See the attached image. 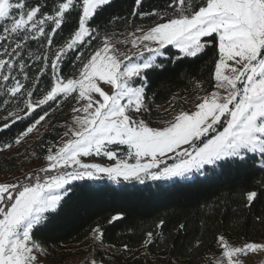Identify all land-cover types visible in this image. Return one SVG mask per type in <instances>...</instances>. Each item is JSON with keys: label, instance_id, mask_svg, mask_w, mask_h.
I'll return each mask as SVG.
<instances>
[{"label": "snow or ice", "instance_id": "snow-or-ice-1", "mask_svg": "<svg viewBox=\"0 0 264 264\" xmlns=\"http://www.w3.org/2000/svg\"><path fill=\"white\" fill-rule=\"evenodd\" d=\"M111 4L0 0V133L29 121L11 139L0 140V153L19 161L12 179H0V264H48L57 246L39 234L82 182L173 181L222 165H251L264 173V0H167L150 11L142 10L143 0H134L128 16L97 24ZM73 15L70 34L57 40ZM169 46L177 50L172 56ZM209 54L207 87L188 81L192 107L185 110L187 96L174 92L160 112L157 93L149 94L150 72L164 70V60L183 63ZM65 106L68 119L54 123ZM50 128L55 135L46 139ZM256 184L203 207L221 223L230 210L233 225L245 213L264 225V212L253 213L264 200V177ZM123 218L117 213L107 224ZM199 224L203 230L208 220ZM166 227L160 218L142 232L138 247H118L105 242L104 225L97 222L81 242L87 255L80 264H119L117 257L148 264L152 248L160 245V259L181 264L171 256L173 233H186L189 225L176 224L170 244ZM214 244L216 252L201 255L204 241L197 236L187 248L199 264H248L253 255L264 257V241L237 245L217 231Z\"/></svg>", "mask_w": 264, "mask_h": 264}, {"label": "trees", "instance_id": "trees-1", "mask_svg": "<svg viewBox=\"0 0 264 264\" xmlns=\"http://www.w3.org/2000/svg\"><path fill=\"white\" fill-rule=\"evenodd\" d=\"M34 3L35 0H28ZM167 3V0H143L142 10L150 11L154 8L161 9ZM134 5V0H112L110 6H106L96 18V23L100 25L107 24L113 16H128ZM77 17L73 15L68 21V27L56 38L60 40L66 38L76 21ZM139 23V20L136 21ZM111 30V29H110ZM117 30H123L119 27ZM177 50L169 46L168 55L172 56ZM166 67L164 70L150 72L149 75V94L157 93L155 102L160 105V112L167 107L166 100L174 92L186 95L187 99H192L191 85L188 83L191 79L203 81L207 87L209 70L211 68V54L200 60L186 59L183 63L175 64L164 60ZM65 74L70 73L71 69L66 62ZM188 103H185V108ZM155 111V109H154ZM68 109L65 106L64 112L55 114L54 123L60 124L68 117ZM35 115V114H34ZM166 117V116H165ZM163 117V118H165ZM161 117H154L160 119ZM28 120L18 122L11 129L0 133V140L11 139L18 134ZM57 131H62L57 129ZM55 133L49 129L46 139H52ZM32 147L36 148V142H32ZM19 161H13L12 156H3L0 158V172L14 171ZM264 177L258 168L251 165L246 167H234L231 165H222L218 168H206L203 174L196 173L191 178L176 179L173 181L148 182L145 184H114L111 181L103 180L96 183H83L82 186L72 190L58 214L52 216L47 226L39 234L40 239L47 244L56 245V249L50 252L49 263H64L66 259L76 255H87L83 250L82 241H84L88 230L95 223L99 222L105 228V242L116 244L118 247L122 243H128L133 248L139 246L142 239V232L150 228L155 221L160 218L166 220L165 244L173 242L169 233L179 222H185L189 225L186 233L176 235L173 233L175 249L171 256L173 259H179L181 264H199L198 256L188 252L187 245L194 238L199 236L204 245L200 249V254L206 252H216L214 244V234L217 231H224L232 241H264V225L254 223L251 213H245L244 218L238 225L232 223V213L229 212L220 217L212 212H208L203 207L206 203H211L216 196L229 193L240 188L258 187L256 181ZM123 213L124 218L116 221L112 225L107 224L110 216L117 213ZM264 212V200L255 204L254 214ZM201 218L208 220V226L203 230L200 228ZM211 218V219H209ZM132 228L133 231H129ZM63 244L66 247H60ZM81 250L77 251V248ZM165 245L152 248V257L148 264L163 263L166 261L160 259L165 255L161 248ZM98 257L103 258V253L98 252ZM119 264H133L131 260L119 259Z\"/></svg>", "mask_w": 264, "mask_h": 264}, {"label": "rangeland", "instance_id": "rangeland-1", "mask_svg": "<svg viewBox=\"0 0 264 264\" xmlns=\"http://www.w3.org/2000/svg\"><path fill=\"white\" fill-rule=\"evenodd\" d=\"M193 99V98H192ZM192 99H187V106L185 107V110H189L191 107H192ZM165 118H168L170 119L171 118V115H167ZM68 117L65 119L67 120ZM64 120V121H65ZM63 121V122H64ZM33 142V141H32ZM3 156H12L11 153L9 154H3V153H0V158L3 157ZM16 172V169L14 171H6V172H0V179L2 178H8V179H12L13 178V174ZM196 174V173H195ZM194 175V174H193ZM192 175V176H193ZM192 176L190 177H187V178H191ZM233 244H242V242H238V241H232L230 240ZM253 242H256V241H253ZM261 242V241H260ZM86 256V255H76V256H71L69 257L68 259H66V261L64 263H61V264H80V261H82L83 257ZM264 260V257H259V256H256V255H253L250 257V259L248 260V264H261V261ZM48 264H59V263H49ZM157 264H163V263H157Z\"/></svg>", "mask_w": 264, "mask_h": 264}]
</instances>
